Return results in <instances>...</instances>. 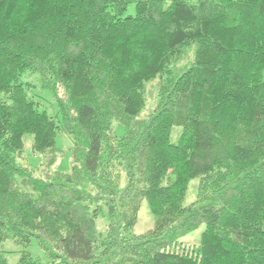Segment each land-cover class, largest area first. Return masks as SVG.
I'll list each match as a JSON object with an SVG mask.
<instances>
[{"label": "trees", "instance_id": "obj_1", "mask_svg": "<svg viewBox=\"0 0 264 264\" xmlns=\"http://www.w3.org/2000/svg\"><path fill=\"white\" fill-rule=\"evenodd\" d=\"M60 133L69 172L53 170ZM26 134L35 168L20 161ZM144 200L154 225L136 233ZM202 224L200 244L183 245ZM9 237L36 239L49 259L25 250L19 264H264V0H0Z\"/></svg>", "mask_w": 264, "mask_h": 264}, {"label": "rangeland", "instance_id": "obj_2", "mask_svg": "<svg viewBox=\"0 0 264 264\" xmlns=\"http://www.w3.org/2000/svg\"><path fill=\"white\" fill-rule=\"evenodd\" d=\"M135 10L134 4L129 6V9L126 11V14H133ZM189 57L193 54L195 46L190 45L189 47ZM189 61V59H188ZM183 63V62H182ZM24 81H31L35 84V87H31L32 91L30 94H35L36 99L40 100L43 103V106L47 108L48 112L51 115H54L57 110L55 99L52 97L51 92L49 90H43L39 87V82L36 79L35 74H25L23 76ZM157 79H153L147 82V95H148V106L145 111L151 108V106L155 103V87H156ZM116 131L119 134L123 133V128L116 124ZM178 132L173 133L174 139L177 137ZM32 134H26L24 136L25 141V150L22 154V159L20 161L33 168L39 166L42 163L43 158L40 154L32 153ZM73 145L72 137L66 133H60L57 136V146L61 149V154L59 160L55 163L53 170L58 169L60 171L69 172L71 170V148ZM198 183V178L192 179L190 183V188L188 190L186 203L192 202L196 198V186ZM108 219L107 217H98L96 219L97 229L105 233L107 229ZM154 225V217L150 213L148 208V204L146 200H144L141 204L140 212H139V220L135 226L136 233H143L149 230ZM205 229V224H202L198 229L192 231L182 238V244L185 245L189 242L188 246L190 248L198 246L200 244V237L202 232ZM0 250L5 252L7 258V264H19L20 258L25 250L29 251L33 257L36 259H40L41 261L47 263L49 259L46 256L45 250L39 245L36 239H33L30 244L25 246L22 243L17 242L14 238L9 237L0 243Z\"/></svg>", "mask_w": 264, "mask_h": 264}]
</instances>
